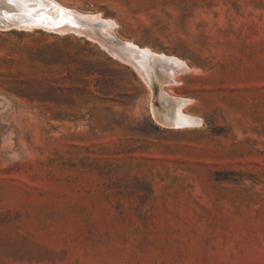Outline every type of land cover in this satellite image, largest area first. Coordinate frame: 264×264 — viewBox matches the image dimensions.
<instances>
[{"label":"rangeland","instance_id":"rangeland-1","mask_svg":"<svg viewBox=\"0 0 264 264\" xmlns=\"http://www.w3.org/2000/svg\"><path fill=\"white\" fill-rule=\"evenodd\" d=\"M54 1L187 67L0 26V264H264V0Z\"/></svg>","mask_w":264,"mask_h":264},{"label":"bare ground","instance_id":"bare-ground-1","mask_svg":"<svg viewBox=\"0 0 264 264\" xmlns=\"http://www.w3.org/2000/svg\"><path fill=\"white\" fill-rule=\"evenodd\" d=\"M63 6L54 0H0V26L19 27L20 22L26 28L42 26L47 27L48 23L60 25ZM86 21V27L93 29L100 36L98 39L93 34H88L89 39L98 41L112 55L122 61L132 64L138 73L150 84H174L178 81L181 72L186 70L187 64L176 55L156 52L149 47H139L135 43L125 40H118L113 33L116 21L112 18L102 17L100 13H88L74 10ZM100 21V23H96ZM9 28V29H10ZM8 29V28H7ZM79 33H83L82 30ZM120 46V47H119ZM130 53L127 54L126 52ZM162 106L164 102L171 105L172 116L167 117L163 108L153 107L152 112L159 122L170 124L172 127L197 126L200 118L194 114H186L183 107L189 100L184 97H171L166 93H161Z\"/></svg>","mask_w":264,"mask_h":264},{"label":"water","instance_id":"water-1","mask_svg":"<svg viewBox=\"0 0 264 264\" xmlns=\"http://www.w3.org/2000/svg\"><path fill=\"white\" fill-rule=\"evenodd\" d=\"M66 18L64 20H60V25L48 23L47 27L44 28L42 26L36 27L37 29H41L47 32L56 33V34H76L81 37L88 38V34L95 35L98 39L100 38L99 34L97 32H92L93 29H90L89 27H86V21L85 19L81 18L79 14H77L74 10L68 9L66 10ZM63 13V14H65ZM62 14V15H63ZM96 23H100V21H97ZM17 29L26 30L24 23L20 22L19 27H14ZM34 29V28H33ZM82 30L83 33H79V31ZM154 84V83H152Z\"/></svg>","mask_w":264,"mask_h":264}]
</instances>
